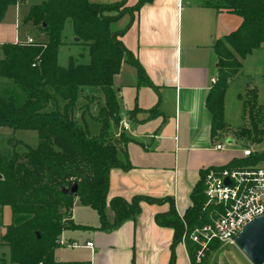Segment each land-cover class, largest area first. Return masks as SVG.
Listing matches in <instances>:
<instances>
[{
  "label": "trees",
  "instance_id": "obj_1",
  "mask_svg": "<svg viewBox=\"0 0 264 264\" xmlns=\"http://www.w3.org/2000/svg\"><path fill=\"white\" fill-rule=\"evenodd\" d=\"M152 1L137 0L133 6H125L126 0L106 4L91 0H42L29 7L24 23L38 28L44 39L32 45H1L0 77L6 84L0 92V128L34 130L37 144L35 147L24 145L22 151H17L16 145L11 151H0V215L4 207H9L11 212L10 223L1 235L8 254H2L0 264H54L53 253L59 246L62 231L78 227L70 219L76 198L97 212L99 228L103 230H113L123 221L135 219L141 211V202H168L169 209L156 214L155 221L173 229L169 264L174 262V248L185 231L183 222L188 232L209 222L211 208H204L206 168L199 171V180L190 194L191 205L182 216L171 197L107 199L109 172L116 167L126 168L118 153L130 140L121 125L114 77L127 63L135 67L138 84L152 86L139 62L119 39L125 28L113 31L111 24ZM196 2L217 11L226 10L242 19L234 31L213 45L217 75L205 105L211 114L210 134L215 137L228 130L224 122V97L229 79L241 70L242 60L264 43V0ZM15 4L17 0H0V21L7 8ZM67 20L71 21L74 37L78 38L76 43L88 47L87 63H78L72 57L65 67L57 62ZM93 93H101L103 100L97 115L92 117L99 125L96 134H91L83 119L84 112H89L90 104L98 98ZM248 94L250 98L243 100V106L250 127L234 135L256 140L264 132L256 120L261 106L256 104V89H249ZM154 111L155 108L149 110ZM113 129H118L116 136ZM261 160L264 152L254 153L244 161ZM242 161L233 158L228 165L242 164ZM74 183L78 186L76 194L66 193ZM107 207L113 213L112 220L106 216ZM184 246L190 264H196L195 244L185 239ZM217 246L211 245L210 251Z\"/></svg>",
  "mask_w": 264,
  "mask_h": 264
},
{
  "label": "crops",
  "instance_id": "obj_2",
  "mask_svg": "<svg viewBox=\"0 0 264 264\" xmlns=\"http://www.w3.org/2000/svg\"><path fill=\"white\" fill-rule=\"evenodd\" d=\"M136 2L126 0L125 6ZM7 10L0 21V47L24 41L19 39L18 16L7 20ZM122 20L125 30L119 39L139 62L152 86L138 84L135 69V81L117 87L118 97L126 107L120 106L121 125L128 127L123 131L130 140L118 153L126 168L116 167L109 172L107 199L171 197L182 215L191 205L190 194L199 180V171L228 161L220 153L224 151L213 148L221 142L223 132L211 136V114L205 100L211 79L217 75L213 45L234 31L242 19L226 10L202 6L196 0H153L113 23ZM263 46L264 43L260 47ZM126 65L130 64L122 65L117 78L122 77ZM0 81L6 82L2 78ZM231 83L232 80L224 97V120ZM153 108L154 113H150ZM112 132L117 135L115 129ZM140 207L135 219H127L113 230H103L99 228L97 212L76 198L70 219L78 227L62 231L53 253L54 264H169L173 229L155 221L156 214L169 209L168 202H141ZM106 216L112 220L108 207ZM3 246L7 251L2 254L7 255L8 248ZM173 264H190L181 242L174 248Z\"/></svg>",
  "mask_w": 264,
  "mask_h": 264
},
{
  "label": "rangeland",
  "instance_id": "obj_3",
  "mask_svg": "<svg viewBox=\"0 0 264 264\" xmlns=\"http://www.w3.org/2000/svg\"><path fill=\"white\" fill-rule=\"evenodd\" d=\"M41 1L42 0H20L16 5H10L7 8V20L10 18L14 20L16 16L19 18L18 31L20 40H25L26 36H31L35 41L44 39V35L34 25L29 22L23 24L24 17L28 13V8L31 5L39 4ZM109 1L98 0L97 3L106 4ZM114 1L116 0H111V2ZM112 13L114 14L115 12ZM124 24L123 20L118 21L113 23L111 28L112 30L123 29L125 26ZM62 39L64 44L58 48L57 54V62L60 66L65 67L70 57L78 63L89 62L88 47L83 44H77L74 41L75 37L70 20H67L65 23ZM1 57L2 54L0 51V58ZM122 71L124 72L121 78H117V76L114 77L115 88L125 86V84H130L135 81L132 75L135 71L134 67L126 65ZM237 74L229 79V83L231 80L233 83H231L226 97V117L224 120L228 130L223 132L220 138L222 143L227 144L226 151L220 152L228 157L227 163L233 156H239L243 147H250L258 155L264 152V132L262 135H259L256 140L253 138L247 139L245 136L234 135L236 131L248 129L250 127L249 119L244 112L243 106V100L246 101L250 98L248 94L249 89H256V104L261 106L256 114V120L259 121V129L264 130V46L255 49L251 55L247 56L243 61V67L238 76ZM5 83L4 81H0V92L5 89ZM250 85H252V87L248 88ZM239 94L241 98L238 97ZM93 95L98 98L90 104V111L84 112L83 119L87 122L91 134H96L98 133L99 125L93 121L92 117L93 115H97V111L102 105L103 100L101 93H93ZM84 102L83 99L82 103ZM119 102L123 109L126 108L120 99ZM95 129L96 131H94ZM116 133H118V129H116ZM229 141H231L230 144ZM36 144L37 132L34 130L13 131L6 127L0 128L1 152L11 151L12 147L15 145L17 151H22L24 145L35 147ZM261 161L264 163V160ZM10 215V208L4 207L0 215V243L4 227L6 224L10 223ZM6 251L7 249L0 244V257L2 252ZM205 260L206 263L203 262L202 264H251L236 245L228 243L217 246L216 249L212 250L206 256Z\"/></svg>",
  "mask_w": 264,
  "mask_h": 264
},
{
  "label": "built area",
  "instance_id": "obj_4",
  "mask_svg": "<svg viewBox=\"0 0 264 264\" xmlns=\"http://www.w3.org/2000/svg\"><path fill=\"white\" fill-rule=\"evenodd\" d=\"M20 0H17V3ZM17 43L32 45L35 40L26 37ZM34 66V64H33ZM216 82V77L211 79V84ZM127 130L126 125H122ZM230 144V143H229ZM227 144L218 142L214 145L216 151H226ZM255 152L250 147H243L239 158L242 164L212 166L206 168L203 178L205 203L209 207V222L187 231L184 223V233L181 243L185 239L196 246L195 263L202 264L207 252L213 244L235 245L234 238L242 227L255 218L264 216V163L263 161H244ZM226 179L228 183H226ZM182 216V215H180ZM92 246V243H87ZM75 246V243L72 244ZM211 252V251H210ZM264 264V262H263Z\"/></svg>",
  "mask_w": 264,
  "mask_h": 264
},
{
  "label": "water",
  "instance_id": "obj_5",
  "mask_svg": "<svg viewBox=\"0 0 264 264\" xmlns=\"http://www.w3.org/2000/svg\"><path fill=\"white\" fill-rule=\"evenodd\" d=\"M75 42L78 38L75 37ZM231 141H229L230 143ZM15 143V142H13ZM228 183V180L225 181ZM77 184L74 183L66 189L68 194H76ZM235 245L245 255L251 264L264 262V216L253 219L245 224L234 238Z\"/></svg>",
  "mask_w": 264,
  "mask_h": 264
}]
</instances>
